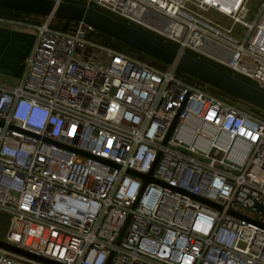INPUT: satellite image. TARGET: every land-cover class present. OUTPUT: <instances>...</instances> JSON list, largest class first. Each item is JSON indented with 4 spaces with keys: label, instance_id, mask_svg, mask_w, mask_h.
<instances>
[{
    "label": "built area",
    "instance_id": "2783aa9c",
    "mask_svg": "<svg viewBox=\"0 0 264 264\" xmlns=\"http://www.w3.org/2000/svg\"><path fill=\"white\" fill-rule=\"evenodd\" d=\"M81 2L264 92V3L248 22L249 0ZM53 22L0 16L36 32L19 86H0V241L35 258L0 248V264H264V118Z\"/></svg>",
    "mask_w": 264,
    "mask_h": 264
},
{
    "label": "water",
    "instance_id": "95a60500",
    "mask_svg": "<svg viewBox=\"0 0 264 264\" xmlns=\"http://www.w3.org/2000/svg\"><path fill=\"white\" fill-rule=\"evenodd\" d=\"M0 9L36 16H52L64 22L61 31L65 32L70 22H84L96 31L121 42L142 54L165 65H174L176 70L264 113V92L256 87L225 73L197 57L179 53L164 41L157 40L128 24H124L95 9L80 4L52 0H0ZM34 38L0 27V74L19 79L24 69ZM169 136V135H168ZM167 138L164 141L166 143ZM143 181H151L150 174H136ZM0 248L26 255L35 256L0 241Z\"/></svg>",
    "mask_w": 264,
    "mask_h": 264
},
{
    "label": "rangeland",
    "instance_id": "374dc122",
    "mask_svg": "<svg viewBox=\"0 0 264 264\" xmlns=\"http://www.w3.org/2000/svg\"><path fill=\"white\" fill-rule=\"evenodd\" d=\"M75 1H78L79 3L83 0H75ZM263 3H264V0H249L248 2V9H249V16H248V19L247 21L248 22H251L252 21V18H255L259 12L261 11L262 9V6H263ZM206 17L211 19L212 21L220 24V25H223L224 27H232V32H233V36L235 38H238V37H242L244 34H245V30L239 26V25H233L231 24L230 20H228L227 18L217 14L216 12L214 11H210L209 13L206 14ZM60 22V20L56 19L55 22H53V26L54 25H58ZM0 27H5V28H9L11 30H14V31H18V32H22V33H25L29 36H31L32 38L35 39V30L33 29H30V28H26V27H21V26H10V25H6V24H0ZM143 30H147V29H144L142 28ZM68 31L70 32L71 29L69 27ZM149 31V30H147ZM138 52V53H137ZM137 52H131L132 53V57H136L138 58L139 56L142 55L141 52L137 51ZM216 56H217V59L219 58L218 57V52H216ZM143 59L145 60H150V58L146 55H142ZM176 74H177V78L179 80H181L182 82L188 84V85H191V86H198V85H202L203 83H201L200 81H198L197 79L195 78H192L191 76H188L186 75L185 73L181 72V71H178L176 70ZM19 83H20V80L17 79V78H12V77H9V76H6V75H1L0 74V86H3V87H7V88H16L19 86ZM209 87V91L212 95L213 94V89L212 87L208 86ZM216 96V95H215ZM216 97H219L221 99H223L224 101L226 102H229L233 105H237V106H242L243 109L245 110H249L250 111V108L245 106L242 102H238L239 100L235 99V98H232V99H227L226 97L225 98H222L220 96H216ZM253 112V111H251ZM255 114H257L258 116L264 118V113L263 112H260L257 113V112H253ZM246 215H249V216H253L254 214H252L251 212H247ZM10 228V217L5 214V213H0V240H5V237H6V234L8 232Z\"/></svg>",
    "mask_w": 264,
    "mask_h": 264
},
{
    "label": "trees",
    "instance_id": "16d2710c",
    "mask_svg": "<svg viewBox=\"0 0 264 264\" xmlns=\"http://www.w3.org/2000/svg\"><path fill=\"white\" fill-rule=\"evenodd\" d=\"M66 2L82 5V2L79 3L78 1H75V0H67ZM95 10H97V11H99V12H101V13L107 15V16H110V17H112V18H114V19H116V20H118V21H120V22H122V23H124V24L126 23V21H125L124 19H122V18H120V17H117V16H113L112 14L106 12L105 10H103V9H101V8H95ZM5 14H13V15H15V16L27 15V16H30L31 19H36V18H37L36 15H30V14H24V13L12 12V11H8V10H2V9H0V16H1V15H5ZM55 20H56V19H54V22H55ZM58 20H59V19H58ZM60 22H61V23H59L58 25H54L53 27H54V28H57V29L60 28L61 25H62V23H63V21L60 20ZM132 27L135 28V29H137V30H139V31H141V32H143V33H145V34H147V35H149V36H151V37H153V38H155V39H157V40L164 41L166 44L172 46V47L175 48V49L177 48V46H176L174 43L169 42V41H166V40L162 39L161 37L157 36L156 34L150 32V31L143 30L141 27H137V26H132ZM98 37H100L101 40H109V39H110L108 36H106V35H104V34H101V33H98ZM113 41H114V44H115V46H116L117 48H119L120 50L126 52V53H127L128 55H130V56H133L131 52H137V50H135V49H133V48H131V47H129V46H127V45L121 43V42H118V41H116V40H113ZM206 51L209 52V53H211V54L217 55L215 51H208V50H206ZM137 53H138V52H137ZM187 54L190 55V56H192V57H197V55H196L195 53L190 52V51L187 52ZM142 55H143V54H142ZM142 55L139 56L138 58H140V59H142V60H144V61H147V62H149V63H151V64H153V65H155V66H157V67H160V68H165V67L167 66V65H165V64H163V63H161V62H159V61H157V60H155V59H152V58H150V57H149L150 60H145V59H143ZM135 58H136V57H135ZM200 60H202L203 62H205V63H207V64H209V65H211V66H213V67H215V68H217V69H219V70L225 72V73L230 74V72H229L226 68H224L223 66H221V65H219V64H217V63H215V62H213V61H211V60H208V59H205V58H200ZM236 78H238L239 80H242V81H244V82H246V83H248V84H250V85L256 87V85H255L253 82L249 81V80H246V79H244V78H242V77H240V76H236ZM213 91H214L213 94L216 95V96H220V97H222V98H225V97H226L227 99H228V98H229V99H232V98H233V97H230V96H228V95H226V94H224V93H222V92H220V91H218V90H216V89H213ZM240 102H241V101H240ZM242 103H243V102H242ZM243 104H244L245 106L249 107V108H250V111H253V112H257V113H259L258 110L252 108L251 106H249V105H247V104H245V103H243Z\"/></svg>",
    "mask_w": 264,
    "mask_h": 264
},
{
    "label": "bare ground",
    "instance_id": "6f19581e",
    "mask_svg": "<svg viewBox=\"0 0 264 264\" xmlns=\"http://www.w3.org/2000/svg\"><path fill=\"white\" fill-rule=\"evenodd\" d=\"M149 25L152 26V27H154V28L157 29L158 31L165 32V30L159 28V27L156 26V25H154V26H153L152 24H149ZM166 33H167V35L172 36V34L174 33V30L172 29V27H171V28H167ZM206 50H208V51H215V52H217V50H215V49H213V48H208V49L203 50V51H204L206 54H208L209 56H211V57H213V58H217L216 55L211 54V53L207 52Z\"/></svg>",
    "mask_w": 264,
    "mask_h": 264
}]
</instances>
